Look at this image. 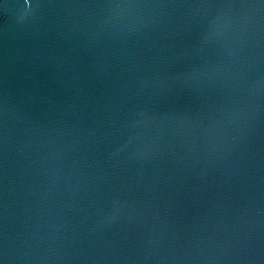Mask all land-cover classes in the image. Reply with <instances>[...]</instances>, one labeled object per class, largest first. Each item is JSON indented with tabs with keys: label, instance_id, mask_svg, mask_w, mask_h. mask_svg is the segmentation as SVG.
Returning <instances> with one entry per match:
<instances>
[{
	"label": "water",
	"instance_id": "obj_1",
	"mask_svg": "<svg viewBox=\"0 0 264 264\" xmlns=\"http://www.w3.org/2000/svg\"><path fill=\"white\" fill-rule=\"evenodd\" d=\"M0 264H264V0H0Z\"/></svg>",
	"mask_w": 264,
	"mask_h": 264
}]
</instances>
